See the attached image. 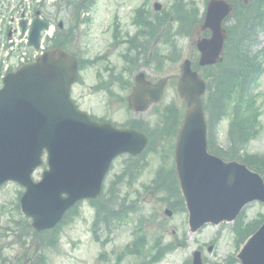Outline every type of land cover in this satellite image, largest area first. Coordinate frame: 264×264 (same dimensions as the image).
I'll use <instances>...</instances> for the list:
<instances>
[{"label": "rangeland", "instance_id": "rangeland-1", "mask_svg": "<svg viewBox=\"0 0 264 264\" xmlns=\"http://www.w3.org/2000/svg\"><path fill=\"white\" fill-rule=\"evenodd\" d=\"M30 1L32 0H28L29 3ZM193 1L196 3L189 5L185 10L187 15L192 16L193 12L199 15L205 8L206 0ZM20 2L22 1L19 0V3L16 2L17 4L12 6ZM32 2L35 4V1ZM153 2H159L163 8H167L172 0H148L147 9L150 12L146 15L150 17L154 13ZM182 2L187 3L186 0ZM142 3H145V0H97L89 11V21H83L81 13L79 15L72 13L71 7L68 8L70 10L67 15L63 9L59 12V20L63 22L62 36L66 38L65 44L70 51L76 52L82 59L100 57L92 66L82 62L79 82L73 86L72 91V97L78 107L96 118L102 117L115 124H122L128 119L138 120L153 137L159 132L156 142L154 141L151 148L136 160L137 175L135 176L133 172L132 176L119 178L120 183L113 184L114 188L110 187V182L120 173L122 167L128 170L132 158L126 159L127 156H121L112 163L102 196L98 200L100 202L105 198L101 205L104 208L97 209L89 202H81L68 213L60 225L47 233L33 231L30 220L21 213L17 204L19 192L22 193L23 189L12 182L1 186L0 264H32L35 261H40V264H117L114 254L129 251L132 243L140 237L142 240L138 244L141 245L140 257L127 256L120 264H138V261L147 260L148 255L155 250L156 239L160 246H173V250H169L156 264H190L195 250L200 252L202 262L205 264H227L226 260L231 261L240 250L242 243L235 241L234 237L238 239V234L232 231L231 224L218 226L208 224L196 233L188 231L187 212L174 207L177 201L172 192L176 190V183L172 177H169L167 182H162L165 187L163 193L156 190V176L171 172L173 155L170 151L173 149L177 132V128L174 131L170 130L164 123L165 127L155 132L162 121L160 111L164 105L173 102L179 116L184 113L185 106L176 90V77L179 75L181 61L183 59L192 61L197 56V50L190 37L192 27L180 25L172 12L153 36L148 37L149 30H143V34L136 38V43L140 39L146 42L143 56L130 65L133 68L130 76L128 72L124 73L125 65L120 54L124 52L122 55H125L126 48L110 46L114 27L112 24L115 20L118 22L120 38L133 34L136 29L132 24L134 9ZM47 6L48 4H45V7ZM14 14L15 12L9 16ZM174 39L176 43H173ZM257 39L258 45L253 52L264 48V35L259 34ZM237 41L238 38L231 37L227 49L236 47ZM161 54H170L171 59L175 61L170 58L163 59ZM215 70L209 74L206 69H198L209 86L206 94L211 97L216 81L210 79ZM138 71L144 72L151 82L163 77L171 79L157 104L141 114H134L126 106V98L131 87L123 89L122 80L128 76L132 84L133 76ZM95 85H101L98 91L93 88ZM253 92L257 94L255 106L258 116L254 120L257 129L253 137L249 138L238 151L239 160L242 162L246 155L264 157V73ZM230 119L223 117L218 123H213L210 130L211 146L224 155H231L238 150L236 144L225 146L227 123ZM40 175L41 171L36 172L33 179L39 180ZM113 209L115 210L112 211ZM165 209L171 210L170 216L165 214ZM103 210L119 213L113 216L114 219L108 224L101 218ZM263 213V205L252 203L247 206L241 223L253 225ZM97 217L98 224L92 226V219ZM99 254L104 256L98 258ZM234 264L239 263L236 261Z\"/></svg>", "mask_w": 264, "mask_h": 264}, {"label": "water", "instance_id": "water-1", "mask_svg": "<svg viewBox=\"0 0 264 264\" xmlns=\"http://www.w3.org/2000/svg\"><path fill=\"white\" fill-rule=\"evenodd\" d=\"M230 12L231 5L225 0L208 3L200 29H209L210 37L196 41L199 65L219 61L225 38L221 23ZM21 25L24 27L23 22ZM45 26V22L35 20L30 33L31 44L37 45L39 32ZM76 68L71 54L53 47L35 62L6 75L0 90V182L15 178L26 187L21 199L22 211L32 218L37 230L54 226L75 200L98 193L112 157L122 152L136 154L146 144V138L136 130L120 131L108 124L98 125L76 111L68 98L70 85L76 80ZM180 70L177 90L186 102L187 112L175 146V162L187 206L191 217L199 212L228 219V210L239 207L244 195H237L233 200L231 193L226 198L229 207L222 204V208L216 210L211 204L224 196V187L238 180L252 181L263 187L257 175L242 167L223 164L206 154L200 99L205 83L191 70L188 60L181 64ZM166 82L167 78H163L151 84L139 73L128 98L129 107L144 111L158 102ZM43 149L48 154L49 170L34 184L30 173L40 164ZM53 178L54 183L48 186ZM254 193L253 198L264 201V192L263 196L257 190ZM212 220L219 221L215 217Z\"/></svg>", "mask_w": 264, "mask_h": 264}, {"label": "trees", "instance_id": "trees-1", "mask_svg": "<svg viewBox=\"0 0 264 264\" xmlns=\"http://www.w3.org/2000/svg\"><path fill=\"white\" fill-rule=\"evenodd\" d=\"M74 1L65 0L64 4L66 7H70ZM234 5L233 23L228 28V40L235 37L238 38V41L236 47L226 49L223 61L219 65L210 67L208 70L211 74V71L216 69L210 79L215 80L216 83L211 93L212 97L207 96L205 111L213 117H221L229 112L234 115L228 132V143L229 145L236 144L240 150L251 137L254 130L252 121L254 122L258 115L250 89L256 85L257 74L261 67L259 55L250 54V47L257 32L264 31V0H251L247 6H239L238 2ZM179 10L177 11L179 21L182 23L188 21L190 16L186 13L182 14L184 12L182 8ZM195 18L196 14L193 16V20ZM63 39L65 38L60 35L56 37V41ZM173 119L177 123L176 113H173ZM238 150L233 152V157H237ZM245 161L247 166L259 173H264L263 159L249 157ZM133 164L134 162L128 164V170L134 168ZM169 177H172L171 172L159 175L157 182L159 190H162L160 179L167 182ZM100 203H103V199Z\"/></svg>", "mask_w": 264, "mask_h": 264}]
</instances>
